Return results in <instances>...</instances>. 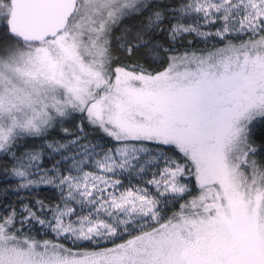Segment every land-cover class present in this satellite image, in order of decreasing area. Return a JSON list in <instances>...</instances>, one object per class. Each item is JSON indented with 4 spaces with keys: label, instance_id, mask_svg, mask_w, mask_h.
I'll return each instance as SVG.
<instances>
[{
    "label": "snow or ice",
    "instance_id": "1",
    "mask_svg": "<svg viewBox=\"0 0 264 264\" xmlns=\"http://www.w3.org/2000/svg\"><path fill=\"white\" fill-rule=\"evenodd\" d=\"M8 158L0 264H264V0H0Z\"/></svg>",
    "mask_w": 264,
    "mask_h": 264
},
{
    "label": "trees",
    "instance_id": "2",
    "mask_svg": "<svg viewBox=\"0 0 264 264\" xmlns=\"http://www.w3.org/2000/svg\"><path fill=\"white\" fill-rule=\"evenodd\" d=\"M167 25H162V27H166ZM126 27L131 28L132 25H126ZM123 31H118L116 32V36H121L123 35ZM159 35V34H158ZM188 40H192L195 42L193 37H188ZM203 45H198V47H202ZM119 48V45L116 46ZM115 55L122 61L128 63L132 62L129 61L127 54L124 53L123 51H116ZM135 59V58H134ZM141 63H144L145 61L143 59L140 60ZM80 121L77 120L75 124L69 122L65 124V127L68 128L69 134H67V139H72L74 138V134L77 132V125H79ZM257 134H259V128L257 129ZM66 134L61 132L59 136H57L58 139H60L61 136H65ZM96 133H91L90 137L95 136ZM259 145V140H257V146ZM12 166L10 158L8 159H0V211L7 205H11L13 207H21L22 204V194L23 192H17L16 191V181L13 180L12 178H9V175H5V169H10ZM39 196L41 198H46L51 201H55L57 198V193L56 192H49L48 190H41L39 191ZM29 199V198H28ZM7 202V204L5 203ZM37 238H51V237H46L41 234L37 235Z\"/></svg>",
    "mask_w": 264,
    "mask_h": 264
},
{
    "label": "rangeland",
    "instance_id": "3",
    "mask_svg": "<svg viewBox=\"0 0 264 264\" xmlns=\"http://www.w3.org/2000/svg\"><path fill=\"white\" fill-rule=\"evenodd\" d=\"M201 45H203V44H201ZM204 46V45H203ZM202 46V47H203ZM89 138L91 139L92 137H90L89 136ZM58 139V138H57ZM73 139V138H72ZM68 140H70V139H68ZM62 142H66V141H62ZM94 142H96V141H94ZM50 159V157H46L43 161H42V163H43V166L45 167V168H51V163H49L48 162V160ZM9 178H12L13 180H15L16 181V178H14V177H11L10 175H9ZM48 190L49 192H56L54 189H52L50 186H47V185H40L39 187H37L35 190H33V191H31V192H29L28 190H25V189H22V190H20V192H23V194H22V202L24 203V204H32V203H34L37 199H39V200H44L45 201V203H48L50 200H48V199H46V198H41L40 196H39V191H41V190ZM57 193V192H56ZM57 196H58V193H57ZM29 198V199H28ZM53 202H55V201H53ZM41 235H43V234H41Z\"/></svg>",
    "mask_w": 264,
    "mask_h": 264
}]
</instances>
